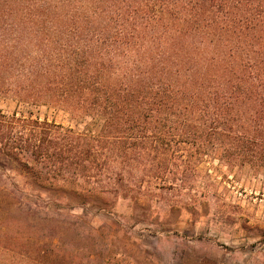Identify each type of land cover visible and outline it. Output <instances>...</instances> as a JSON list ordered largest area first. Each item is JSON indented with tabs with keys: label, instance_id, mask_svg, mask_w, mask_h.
I'll return each mask as SVG.
<instances>
[{
	"label": "trees",
	"instance_id": "trees-1",
	"mask_svg": "<svg viewBox=\"0 0 264 264\" xmlns=\"http://www.w3.org/2000/svg\"><path fill=\"white\" fill-rule=\"evenodd\" d=\"M0 93L102 122L0 109V171L21 165L57 210L112 212L219 150L264 172V0H0ZM61 224L50 249L16 235L7 264H97L67 245L98 229Z\"/></svg>",
	"mask_w": 264,
	"mask_h": 264
},
{
	"label": "rangeland",
	"instance_id": "rangeland-1",
	"mask_svg": "<svg viewBox=\"0 0 264 264\" xmlns=\"http://www.w3.org/2000/svg\"><path fill=\"white\" fill-rule=\"evenodd\" d=\"M0 109L80 129L89 123L95 132L102 124L88 118L79 125L63 111L21 104L11 93H0ZM222 153L209 152L195 170L192 163L177 167L171 189L154 186L149 193L148 186L134 198H113L112 212L57 210L48 204L44 189L13 163L10 171H0V248L15 243L18 234H32L47 237L44 246L50 249L57 225L74 220L97 228L102 242L68 243L67 249L86 245L97 264H264V172L252 165H228L219 159ZM57 211L63 215L57 217ZM7 228L8 237L2 233ZM9 258L0 250V264ZM49 263L60 264L55 259Z\"/></svg>",
	"mask_w": 264,
	"mask_h": 264
}]
</instances>
